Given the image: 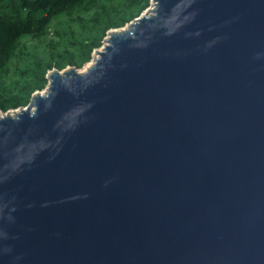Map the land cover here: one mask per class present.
Returning a JSON list of instances; mask_svg holds the SVG:
<instances>
[{"label": "water", "instance_id": "95a60500", "mask_svg": "<svg viewBox=\"0 0 264 264\" xmlns=\"http://www.w3.org/2000/svg\"><path fill=\"white\" fill-rule=\"evenodd\" d=\"M46 78L0 112V264H264V0H151Z\"/></svg>", "mask_w": 264, "mask_h": 264}, {"label": "trees", "instance_id": "16d2710c", "mask_svg": "<svg viewBox=\"0 0 264 264\" xmlns=\"http://www.w3.org/2000/svg\"><path fill=\"white\" fill-rule=\"evenodd\" d=\"M150 1L0 0V112L27 106L51 70L83 68Z\"/></svg>", "mask_w": 264, "mask_h": 264}, {"label": "rangeland", "instance_id": "374dc122", "mask_svg": "<svg viewBox=\"0 0 264 264\" xmlns=\"http://www.w3.org/2000/svg\"><path fill=\"white\" fill-rule=\"evenodd\" d=\"M87 65H88V63H87L85 66H87ZM85 66H84V67H85ZM84 67L81 68V69H79V71H83V70H84Z\"/></svg>", "mask_w": 264, "mask_h": 264}]
</instances>
